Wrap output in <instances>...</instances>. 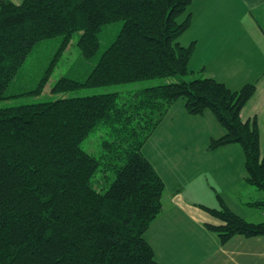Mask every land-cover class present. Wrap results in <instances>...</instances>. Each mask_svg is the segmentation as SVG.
Returning a JSON list of instances; mask_svg holds the SVG:
<instances>
[{
  "label": "trees",
  "instance_id": "trees-1",
  "mask_svg": "<svg viewBox=\"0 0 264 264\" xmlns=\"http://www.w3.org/2000/svg\"><path fill=\"white\" fill-rule=\"evenodd\" d=\"M193 0H0V100L34 45L46 38L78 39L91 60L105 25L123 20L84 80L62 76L54 91L155 77H175L129 92L65 96L0 107V264H162L144 233L163 211L166 182L144 146L172 104L185 98L190 114L210 109L226 132L211 148L239 143L245 179L262 192L251 204L264 208V157L258 120L241 110L255 83L231 89L214 77L191 73L196 41L179 37L190 27ZM186 14L183 19L181 15ZM98 128L103 153L82 141ZM200 206L206 226L222 243L236 234H264L222 197Z\"/></svg>",
  "mask_w": 264,
  "mask_h": 264
},
{
  "label": "crops",
  "instance_id": "crops-1",
  "mask_svg": "<svg viewBox=\"0 0 264 264\" xmlns=\"http://www.w3.org/2000/svg\"><path fill=\"white\" fill-rule=\"evenodd\" d=\"M192 4L190 26L194 23L199 28L198 37L193 40L196 43L192 57L202 39L199 37L204 36L207 38L209 54L202 67H206L208 61L224 67L232 65L236 70L229 75L230 79H236L242 86L246 83L256 84V91L242 108L241 116L243 120L257 118L261 155L264 157V0H193ZM218 11V20L215 22L205 16L206 12L214 14ZM202 14L203 19L197 22L196 17ZM234 15L236 18L232 20ZM242 19H251L252 26L244 25ZM232 21H235L234 24ZM243 71L244 74L239 75ZM212 76L215 78L216 73L213 72ZM221 82L227 83L225 80ZM213 151L217 155L207 159L197 158L198 161H195L197 165L200 164L198 171L209 175L210 179L205 178L209 185L205 180H202L201 185L197 179H193V188L190 187L189 191L184 186L175 187L170 191L168 205L164 203L167 187L164 190L163 211L144 233L159 263L264 264V234H236L222 243L217 233L205 224L214 221V218L200 204L218 207L220 196L234 211L247 218L239 205L252 210L257 207L251 201L262 197V193L255 190L251 195L247 194L245 155L237 143L221 145ZM148 153L150 155L149 150ZM207 187L215 194L207 192ZM252 214L259 220L251 221L263 219L254 212Z\"/></svg>",
  "mask_w": 264,
  "mask_h": 264
},
{
  "label": "rangeland",
  "instance_id": "rangeland-1",
  "mask_svg": "<svg viewBox=\"0 0 264 264\" xmlns=\"http://www.w3.org/2000/svg\"><path fill=\"white\" fill-rule=\"evenodd\" d=\"M21 2L22 0H13ZM193 11V4L188 9ZM186 14L180 16V20ZM219 11L214 14L206 12L205 16L209 20H218ZM236 16L234 15L232 20ZM203 19V14L196 17L197 22ZM235 21H232L234 24ZM244 25L252 26V20L247 19L241 21ZM123 24V20H118L108 25H105L100 34L101 46L97 56L91 60L85 59L82 56L78 39L81 31L73 34L71 39L64 43L63 36L57 35L54 37L43 39L37 42L32 50L27 55L26 59L20 66L18 72L7 88L9 97L0 100V107L20 105L26 103H36L47 100H55L60 97L87 96L93 94L113 93L118 92L123 98L131 91L142 89L144 87L158 85L175 77H155L142 79L137 81L110 83L98 86L80 85L75 89L66 91H54V85L62 76H68L77 80H84L91 72L93 66L97 62L102 51L113 41L119 33ZM225 24L228 25V20L225 19ZM199 28L193 23L180 37L179 41L183 45L190 44L198 37ZM202 38L199 42L194 56L190 59L189 69L191 73L182 76L183 79L190 80L195 77H213V72L216 73L217 80H225L231 88L241 87L236 79H230L229 75L236 70L232 65L228 67L220 66L208 61L206 67H202L207 62V38ZM244 74V71L239 75ZM238 75V74H237ZM226 132L225 128L219 123L215 115L210 109H205L202 114H190L185 108V98H178L169 109L168 113L163 118L155 132L148 139L144 146L146 156L150 157L153 164L156 166L164 181L166 182V191L164 195L165 205L169 204L170 191L175 187L184 186L186 191H189L191 181L197 179L202 185V180L209 178L206 172H199V165L195 161L197 158L207 159L210 156L217 155L216 148H211L210 144L213 138H219ZM104 133H101L98 128H95L81 143V146L88 152L101 156L104 149L102 146ZM238 147L242 146L237 143ZM243 149V148H242ZM150 152V155L148 153ZM196 180V181H197ZM211 182V180H210ZM209 185L208 182H206ZM220 184V182H217ZM209 191L215 194L212 189L207 187ZM220 188V187H219ZM248 195L252 191H259L254 185L248 183ZM263 195V194H262ZM252 196L251 198H254ZM233 198V197H232ZM234 199V198H233ZM234 202V200H232ZM241 210L245 212L247 220L255 219L253 212L257 216H262L264 221V208H249L239 205ZM252 211V212H250Z\"/></svg>",
  "mask_w": 264,
  "mask_h": 264
}]
</instances>
